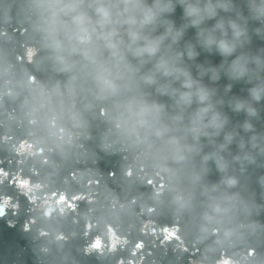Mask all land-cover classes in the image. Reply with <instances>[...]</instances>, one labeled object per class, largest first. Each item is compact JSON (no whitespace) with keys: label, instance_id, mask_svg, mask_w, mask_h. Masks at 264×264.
Wrapping results in <instances>:
<instances>
[{"label":"water","instance_id":"1","mask_svg":"<svg viewBox=\"0 0 264 264\" xmlns=\"http://www.w3.org/2000/svg\"><path fill=\"white\" fill-rule=\"evenodd\" d=\"M33 20L30 0H0V264H264V156L235 165L250 213L208 223L199 190L178 213L167 174L116 141L87 91L73 102L75 116L55 97L34 109L33 91L66 77L46 60ZM246 87L230 95L246 97ZM225 111L231 125L245 120ZM220 179L212 166L207 182Z\"/></svg>","mask_w":264,"mask_h":264},{"label":"clouds","instance_id":"2","mask_svg":"<svg viewBox=\"0 0 264 264\" xmlns=\"http://www.w3.org/2000/svg\"><path fill=\"white\" fill-rule=\"evenodd\" d=\"M30 11L46 60L66 77L33 91L35 110L55 97L75 116L87 91L116 141L167 174L178 213L197 190L208 223L252 211L235 165L264 156V47H254L264 43V0H30ZM239 83L246 97L230 95ZM225 109L245 120L231 125ZM212 166L221 179L210 184ZM257 183L264 188V175Z\"/></svg>","mask_w":264,"mask_h":264}]
</instances>
